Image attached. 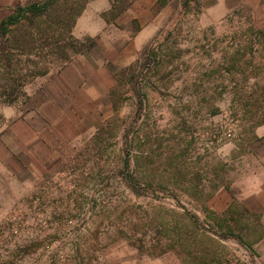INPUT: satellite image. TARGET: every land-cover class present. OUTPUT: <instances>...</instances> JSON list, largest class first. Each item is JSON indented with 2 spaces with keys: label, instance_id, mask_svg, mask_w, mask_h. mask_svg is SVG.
Returning a JSON list of instances; mask_svg holds the SVG:
<instances>
[{
  "label": "rangeland",
  "instance_id": "obj_1",
  "mask_svg": "<svg viewBox=\"0 0 264 264\" xmlns=\"http://www.w3.org/2000/svg\"><path fill=\"white\" fill-rule=\"evenodd\" d=\"M45 1L67 42L93 55L103 44L75 36L71 6L103 10L119 52L138 29L135 0L123 10L112 0H0V21ZM213 1L156 2L155 35L130 63L109 61L117 83L93 128L66 98L55 103L62 114L38 111L37 92L51 78L59 87L52 74L66 63L28 56L49 71L16 102L0 97V264H264L261 219L236 201L211 205L264 165V30L249 7L220 19L206 8Z\"/></svg>",
  "mask_w": 264,
  "mask_h": 264
},
{
  "label": "crops",
  "instance_id": "obj_2",
  "mask_svg": "<svg viewBox=\"0 0 264 264\" xmlns=\"http://www.w3.org/2000/svg\"><path fill=\"white\" fill-rule=\"evenodd\" d=\"M157 1L135 0L131 4L138 29L127 38V42L120 45L123 47L121 52L116 50V43L110 41L105 32L108 21L102 15L103 10L94 11L91 7L86 8L75 22L74 34L78 38H98L103 44L104 56L88 52L78 53L59 72L52 74L58 77L59 87L55 86L56 78H51L45 86L43 85L41 92H37V95L42 97L36 106L38 111L47 115L52 109L62 114L66 109L56 106L55 103L66 98V102L69 103L68 107L72 106L80 120L89 121L87 128L96 127L101 119L108 117L105 96L117 83L113 70L109 68V61L121 64L130 63L135 59L137 52L141 51L155 35L159 15H154L153 8ZM206 6L212 12H221L220 17L217 15L220 19L235 8L247 6L250 8L251 18L255 25L264 30V0H214L211 5ZM112 50H114V57L109 56ZM258 133L264 136V128ZM258 170L248 184L241 185L234 196L229 195L227 204L220 203L224 194L219 193L213 198L211 205L218 212H223L231 206L233 201H236L244 215L260 218L259 230L263 234L258 241L254 242V245L264 258V165H261V169ZM128 263L121 259V264Z\"/></svg>",
  "mask_w": 264,
  "mask_h": 264
},
{
  "label": "trees",
  "instance_id": "obj_3",
  "mask_svg": "<svg viewBox=\"0 0 264 264\" xmlns=\"http://www.w3.org/2000/svg\"><path fill=\"white\" fill-rule=\"evenodd\" d=\"M124 1L112 0L111 9L120 6L123 10L132 3L131 0L123 5ZM50 5V1H45L18 6L13 14L0 21V37L5 41L0 46V97L3 102L9 104L16 102L18 96L22 95L19 91L29 80L48 73L47 66L39 65L38 60L28 56L44 58L48 55H56V59L67 63L71 58L68 59L69 56L65 52L66 46H70L76 53L87 52L80 49L83 44H80L77 39L67 42V38L62 36L60 29H62L63 19L56 24L47 19ZM71 9L72 13L69 12L68 16L72 15L71 25H74L76 18L81 14V8L76 12H73V6ZM93 44L95 40L91 39L88 46Z\"/></svg>",
  "mask_w": 264,
  "mask_h": 264
}]
</instances>
